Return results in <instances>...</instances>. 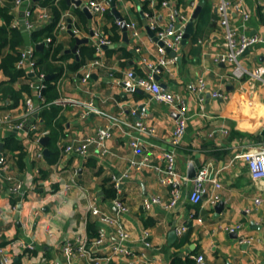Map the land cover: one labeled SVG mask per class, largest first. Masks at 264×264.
Wrapping results in <instances>:
<instances>
[{
  "label": "crops",
  "instance_id": "1",
  "mask_svg": "<svg viewBox=\"0 0 264 264\" xmlns=\"http://www.w3.org/2000/svg\"><path fill=\"white\" fill-rule=\"evenodd\" d=\"M45 1L23 0L18 4L14 0L8 11L12 15L9 24L2 11L10 0H0V28L22 24L25 41L17 47L20 51L31 48L36 61L37 52H42L37 45L45 40L35 41L34 29L46 25L55 10L59 20L64 18L68 27L54 35L55 45L62 49L63 55L56 62L63 68L60 76L51 74L50 79L56 86V98L49 102L47 95L43 102L35 98L41 107L26 126L28 129H0V142H4L1 153L7 160L5 168L0 164V207L4 210L0 217L3 239L0 247L13 256L14 264L33 260L41 264H92L90 256L79 251L84 243L93 255L111 256L107 264H173L175 257L183 261L190 258L197 264L195 257L199 255L204 256L203 264H264V179L251 176L248 161L242 155L264 149L261 130L264 85L258 82L252 86L249 78H233L229 64L217 60L226 50L225 31L218 12L220 0H204L194 33L182 45L176 63L160 75L163 87L183 94L189 101L187 131L175 148L171 140L177 113L156 101L145 89L128 86L126 80L132 70L138 77L148 75V63L158 61V42L147 29L151 21H156L161 28L173 23L180 26V18L173 21L171 11L192 20L196 8L192 7L191 0H168L169 6H164L166 0H116L117 9L127 24H135L139 31L135 36L129 28L128 42L123 40L122 25L112 14L110 2L106 12L92 13L89 17L81 6L68 0L41 3ZM245 4L250 19L243 21L233 12L232 25L240 32L264 37V0H245ZM30 8L38 14L33 30L22 23ZM42 13L48 17L42 18ZM70 19L73 29L79 31L77 37L90 38L89 43L80 46L77 64V55L68 52L77 43L69 30ZM92 30L109 40V47H103L100 54L95 47L98 36H92ZM12 51L7 46L0 52V115L10 113L19 120L25 114L26 98L34 95L35 89L31 84L30 66L20 69L21 74L7 72L2 66L4 56ZM95 59H100L102 65L92 66ZM81 60L83 63L74 68ZM244 61L253 65L262 63L264 42L251 47ZM88 70L92 72L91 78L84 81ZM200 78H205L208 87L204 102L194 89ZM216 90L223 91L226 97L209 98L208 93ZM91 101L106 115L97 111L84 117L86 104ZM143 105L148 107L145 122L155 127L154 134L142 133L133 127L140 119L133 110ZM52 110L56 111L53 124L57 121L61 127L56 126L57 135L51 134L48 125ZM108 122H113V130L105 148L91 145L86 157L64 151L68 144L93 135ZM32 123L35 128L30 126ZM47 135L50 136L49 154L40 141ZM11 136L16 137L21 147L11 149L7 144ZM134 139L141 144L138 154L130 144ZM171 149L177 154V171L186 179L180 202L173 209L155 205L145 210L146 197L160 195L163 200L170 197V186L161 182L159 168L165 165L164 152ZM147 157L151 166L138 169L131 163L134 158ZM190 164H194L197 172L208 168L211 175L217 176L222 183L218 202L214 201L212 185L201 203L191 202ZM9 175L15 178L8 179ZM115 175L122 178L120 188L113 181ZM16 182H21V192H13ZM67 186L70 187L67 189ZM112 186L116 196L108 198L106 189ZM20 196L22 209L18 214ZM258 197L262 200L259 204ZM93 198L98 200L103 213L111 215L128 231L129 237L123 243L131 253L114 252L115 244L121 242L116 225L105 224L92 213ZM116 198L128 210L120 209ZM220 201L225 206L218 210ZM101 228L106 229L108 238L97 244L95 234ZM13 243H29L33 248L19 253L13 250ZM68 243L75 249L73 255L65 249ZM0 264H3L1 259Z\"/></svg>",
  "mask_w": 264,
  "mask_h": 264
},
{
  "label": "built area",
  "instance_id": "2",
  "mask_svg": "<svg viewBox=\"0 0 264 264\" xmlns=\"http://www.w3.org/2000/svg\"><path fill=\"white\" fill-rule=\"evenodd\" d=\"M23 0H17V3H22ZM263 0H259L262 2ZM199 0H191V5L193 8H196ZM86 6L91 10L93 14L104 13L108 10L109 0H91L86 3ZM164 6H169L168 0L164 2ZM32 10H26L24 14V24L29 30H33L35 28V24L29 20ZM219 12V20L220 24L224 28L225 31V52L218 55L217 60L228 63L230 66V74L233 78L237 80H242L249 78L252 86H255L258 82L264 85V61L260 64H249L244 61L246 50L258 43L264 42V37L258 35H250L243 32H240L239 29L232 25L231 16L232 13L235 12L239 15L243 21H247L250 19V11L247 9L245 4V0H220L218 6ZM42 18L46 19L48 14L42 13L40 15ZM170 16L172 20H181V25L177 26L174 23L169 27L161 28L156 21H151L149 24L150 28L155 31V35L159 38V40L163 41V45L158 44V52L160 54L158 61L156 63H148L150 68V72L145 76H137L135 71H129L128 79L126 83L128 86L136 88L141 87L146 91L150 92L153 98L161 103L168 105L172 110L177 113V119L175 123V127L172 135V145L173 147L179 146L187 131L188 121H189V112L190 106L188 99L181 93L173 92L167 90L163 87L159 80H157L156 76L161 75L164 71L169 70L172 64L176 63V57L172 56L167 48H171L176 51L177 54L183 45L184 33L186 25L191 21V18L187 15H182L181 17L177 15L174 11H171ZM118 23L122 25V21L118 20ZM132 33L135 36L139 35V31L136 29L135 24L129 25ZM67 24L62 18L58 21L56 26V31L54 32L55 37L58 35L59 31L67 30ZM75 36L79 35V31L77 29H73ZM98 36V40L95 43V47L97 50V54H100L104 45L109 44V40L104 37L100 33H96ZM55 37L50 36L45 39L47 46L52 44L55 46ZM140 49V48H138ZM92 66H100L102 62L100 59H95L92 63ZM30 66L31 73V81L32 85L35 89V94L32 96H28L26 98V110L23 118L17 120L12 114L5 113L0 115V129L8 128L11 131H23L29 122L32 120L34 114L38 112L41 107V104L36 102L35 98H38L41 102L45 100L44 89L46 88V80L47 73L40 70L37 66L34 51L30 49H25L21 52V56L17 61V68L23 69L26 66ZM92 72L91 70L86 71L85 76L83 78L84 81H88L91 78ZM195 92L199 95L200 101L204 102L206 99V93L208 90L207 82L205 78H200L196 86L194 87ZM212 97L215 98H225L226 95L221 90H216L211 92ZM100 112L103 115L106 113L97 109L96 104L91 101L86 104V110L84 112V117H87L92 112ZM133 114H139L140 119L137 120L133 127L139 130L142 133L154 134L156 129L154 126L148 125L145 122L146 116H148V107L146 105L141 106V108H136L133 110ZM32 128H35L36 125L32 123L30 125ZM113 130V122H108L106 125L97 129V131L93 135H89L81 140H78L74 143L68 144L64 151L66 153H74L78 154L82 157H86L89 148L91 145H96L102 148L106 147V143L109 138L112 136ZM261 130L264 132V119L261 124ZM131 147L135 154L139 153V148L141 146L140 141L138 139H134L131 141ZM246 157L248 161V168L251 173V176L254 179H264V149L248 152L242 154ZM241 155V156H242ZM165 165L164 167L159 168L162 177L161 182L170 186V197L168 200H163L160 195H153L146 197L143 201V207L145 210L152 209L155 205H161L167 209L175 208L181 199L183 194V185L185 183V178L179 174L177 171V154L175 149L167 150L163 154ZM132 165L138 169H143L145 167L151 166V160L147 157L143 160H138L134 158L131 161ZM0 164L2 168H5L7 165L6 157L1 153L0 155ZM15 177L12 175L8 176V179H14ZM121 179L118 176H113V181L117 188H120ZM193 186L189 194V198L192 203L199 204L201 203L206 195L209 193L210 186L212 185L215 189V193L213 195L214 201L218 202L220 200L219 190L222 188V183L219 181L217 176H213L210 174L208 168H202L197 172V175L192 179ZM70 186H67V189ZM13 192H21L22 184L21 182H16L12 187ZM261 198L258 197L256 199V203L259 204L261 202ZM116 205L122 210H128V207L121 201V199L116 198ZM90 208L94 215L98 216L103 223L105 224H115L116 231L118 237L121 242L115 244L114 252L116 254L131 253V250L124 245V241H126L129 237L128 231L125 227L117 222L111 215L105 214L102 212L100 207L98 206V200L93 198L90 202ZM4 215V210L0 207V217ZM231 230H234L233 228ZM108 238L107 231L104 228L99 230V235L94 239L95 243L101 244ZM2 233L0 232V242L2 241ZM21 245V246H20ZM13 250L15 252H26L28 249H32L33 246L29 243H21L17 245L16 243L12 244ZM66 251L73 255L75 253V249L71 243H68L65 247ZM79 251L84 255H89L92 264H107L111 259V256H97L93 255L91 251L87 248L86 244H82L79 248ZM197 260V264H203L204 256L199 255L195 257ZM0 259L3 264H14V258L10 253L5 251L4 247H0ZM27 264H41L39 260H33ZM261 264V263H257Z\"/></svg>",
  "mask_w": 264,
  "mask_h": 264
},
{
  "label": "trees",
  "instance_id": "3",
  "mask_svg": "<svg viewBox=\"0 0 264 264\" xmlns=\"http://www.w3.org/2000/svg\"><path fill=\"white\" fill-rule=\"evenodd\" d=\"M13 1L10 0L7 4V8H5L2 13L7 19V23L11 24L12 21V15L8 14V11L10 10V7L13 6ZM50 0H46L45 2L41 3H48ZM32 10L31 15L29 17V20L33 23L34 20H37L36 17H38V14L34 12L33 8H30ZM206 14V7L203 11V16ZM59 21V14L55 10L54 16L50 18L49 22L44 26H37L33 31V37L35 41H44L47 37L54 36V30L56 28V25ZM24 24V19L22 21ZM37 25V24H36ZM23 25L21 24V27ZM21 27H10L9 25H5L0 28V52L3 51V49L7 46H11L13 51L7 53L3 60H2V66L6 69L7 72L14 71L15 74H21V70L17 68V61L19 60L21 56V52L18 47L22 46L25 39L22 32ZM18 46V47H17ZM38 54V60L36 61L37 66L40 70L47 73V75L55 74L56 77L60 76L62 72V66H57L56 62L59 60V58H62V49L58 46H53L50 44L49 46H46L42 52H37ZM83 63V60L77 65L73 66L74 68L79 67ZM46 88L44 89V96H48L47 102H49L51 99L56 98V92L55 88L56 86L52 84L51 80H46ZM52 113H49V127H51V134L57 135L59 131L56 129V126L59 127L60 124L56 121L55 125L53 124L55 118H56V111L52 110L49 111ZM61 128V127H59ZM7 144L13 149L12 147L19 148L21 147V144L18 140H16V137L11 136L7 139ZM107 197H115L116 196V189L114 186L108 187L106 189ZM92 228V227H91ZM96 230V229H94ZM96 236L99 235V231L96 230ZM173 264H196L195 260L193 259H187V260H181L180 257H175L173 260Z\"/></svg>",
  "mask_w": 264,
  "mask_h": 264
},
{
  "label": "water",
  "instance_id": "4",
  "mask_svg": "<svg viewBox=\"0 0 264 264\" xmlns=\"http://www.w3.org/2000/svg\"><path fill=\"white\" fill-rule=\"evenodd\" d=\"M35 1H38V0H35ZM69 3L73 2L75 3L77 6H81L83 11L89 16V17H92L93 14L91 12V10L86 6V3H84L82 0H68ZM110 4H111V8H112V14H114L116 16V18L120 21H122V30H123V40L125 42H128L129 41V27H128V24L125 20V17L121 14V12L117 9V6H116V0H109ZM205 2L204 0H201V2L198 4V6L196 7L195 9V12L193 13V17H192V20L186 25L185 27V33H184V39H183V44H186L188 39L190 38V36L194 33L195 31V22L196 20L198 19V17L200 16V13L203 9V6H204ZM70 24H69V30L70 32L75 36L74 34V31L72 30L73 28V24H72V20L70 19ZM149 33L154 37V39L158 42V44L160 45H163V41L159 40V38L155 35V31H153L150 26L147 27ZM95 31L92 30L91 31V35L92 36H95ZM76 37V41L77 43L75 44V46L68 50V52H73L77 55V61L75 62V64L78 63V61L80 60V57L78 55V50L80 48V46L82 44H85V43H89L90 42V38H80V37ZM46 46V42H42V43H39L37 45V49L40 50V51H43L44 50V47ZM104 48H108L109 45H104L103 46ZM168 52L172 55V56H176L177 55V52L172 50L171 48H167ZM249 48L246 50L245 54L249 52ZM53 75H47V79L50 80L52 79ZM157 80H159L161 78L160 75H157L156 76ZM137 90H141V91H144L142 89H139L137 88ZM212 95L211 93H208V97L210 98ZM26 129H28V127H26ZM50 139V136H43L41 138V143L46 146L45 147V153L46 154H49V148L47 147L48 145V141ZM3 147H4V142H0V155H1V152L3 150ZM197 175V169L196 167L194 166V164H190L189 166V177L190 178H194L195 176ZM19 199V205H18V214L20 213L21 209H22V197H18ZM225 206V203L224 201H220L218 204H217V209L220 210L221 208H223ZM228 264H231L230 262Z\"/></svg>",
  "mask_w": 264,
  "mask_h": 264
}]
</instances>
